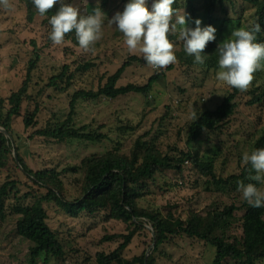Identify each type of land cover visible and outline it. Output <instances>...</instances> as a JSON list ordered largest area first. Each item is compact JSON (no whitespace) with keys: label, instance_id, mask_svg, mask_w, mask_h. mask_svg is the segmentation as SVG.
Listing matches in <instances>:
<instances>
[{"label":"rangeland","instance_id":"1","mask_svg":"<svg viewBox=\"0 0 264 264\" xmlns=\"http://www.w3.org/2000/svg\"><path fill=\"white\" fill-rule=\"evenodd\" d=\"M188 0H177L172 5L176 15H185L186 26L195 28V21L206 26L205 0H194L191 11ZM12 7L0 6V114L9 110L7 99L17 92L27 76L29 62L38 53L40 61L32 74L28 91L29 98L22 106L21 116L13 119L10 140L11 152L0 164V187L10 181L17 183L16 190L6 202L7 218L0 221V264H33L30 249L33 244L17 234L18 216L13 214L16 205L31 206L46 195V190L35 185L24 173L15 156L25 161L33 172L55 171L60 173L65 198L73 202L84 195L86 161L101 158L110 152L131 156L137 141L148 142L151 148L163 156L182 159L180 171L162 170L147 183L144 196L138 206L149 212H160L163 216L173 214L186 220L191 213L205 215L211 211L241 208L244 199L238 190V183H253L264 190V183L251 180L255 175L243 162V154L254 150L256 141L264 134V99L250 104L254 96L264 93V70L254 73V79L247 91L236 100L234 116L221 131L208 132L195 144H188L191 124L205 111H215L224 98L232 92L231 86L218 81L220 70L205 65L191 64V57L177 36L169 39L175 44L177 61L165 68L155 69L143 61L128 68L118 86L146 85L149 78L165 73L153 87L149 96L130 94L117 99L100 98L97 101H80L77 106V127L87 126L89 131L102 133L106 139L101 143L71 141L56 143L52 140L31 137L45 129L48 124L63 121L69 113L71 96L79 90L97 91L107 83L122 64L132 56L143 59L138 51L130 53L124 44L123 34L108 20L117 12H123L130 0H112L104 12L102 37L88 51L82 50L67 38L60 45L50 39L51 25L39 13L33 22L28 20L26 4L22 0H9ZM86 14L89 5H99L100 0H65ZM151 11L154 0H146ZM56 6H59L57 4ZM216 39L211 42L217 47L230 38L234 29H248L258 23L256 9L245 0H229L224 6L217 5L213 15ZM175 20V15L173 17ZM94 64L87 72L78 71L79 66ZM264 64V61H262ZM64 66L74 75L72 86L66 91L48 88L49 80L59 75ZM171 68V70H170ZM64 86V85H61ZM39 105L37 125L26 129L23 119L27 112ZM132 127L134 131H124ZM199 153L200 160L212 162L217 179L228 180L245 174V178L233 179L227 185H217L199 171L193 160L185 155ZM76 171H70V170ZM48 225L56 233L65 255L50 258L48 264H97V254H110L122 240L104 241L105 236L128 233V225L120 221L107 220L106 213L93 216L82 214L73 219L56 203H44ZM237 222L225 231L224 238L233 241L243 236L241 218L244 211H236ZM143 230L134 237L123 257L132 260L143 253L154 250L153 228L144 221ZM224 231L222 232V234ZM216 249L212 245L183 235L174 237L160 247L155 255L156 264H213ZM42 255L36 264H45ZM224 264H237L227 260ZM255 264H264V260Z\"/></svg>","mask_w":264,"mask_h":264},{"label":"trees","instance_id":"2","mask_svg":"<svg viewBox=\"0 0 264 264\" xmlns=\"http://www.w3.org/2000/svg\"><path fill=\"white\" fill-rule=\"evenodd\" d=\"M27 7L28 20L33 22L38 14L32 0H22ZM112 0H100V4L89 5L86 14L90 15L93 9L99 7L104 13ZM194 0H188L189 8ZM229 0H205L206 3V26L213 25L214 13L217 5L224 6ZM256 9L258 23L261 31L257 33L256 42L264 43V0H245ZM177 3L175 0L174 5ZM59 6H55L47 11L43 16L46 22L55 15ZM68 40L79 46L75 31L67 34ZM204 57L205 65L210 69H219V54L217 46L209 42L201 54ZM194 63V56H190ZM40 56L34 54L29 62L27 76L22 87L7 99L9 110L6 115L0 114V128L5 133L0 132V164L4 165V157L10 153V140L6 133L11 134L12 122L16 117L21 116L22 106L29 98V88L32 81V74L36 70ZM144 60L137 56H132L126 60L117 72L107 79V83L97 91H76L70 98L69 113L63 121L50 123L45 129L36 131L31 137H41L62 144L71 141L101 143L107 137L102 133L89 131L87 126L77 127L76 116L77 106L80 101L91 102L100 98L117 99L130 94L149 96L154 85L165 77V73H160L149 78L146 85L139 86L128 84L118 86L126 70L135 64H140ZM94 67L88 63L79 66L78 71L87 72ZM171 70V68H170ZM74 75L69 73V67L64 66L62 72L49 80L48 88L66 91L72 86ZM64 85V86H61ZM244 92V91H243ZM242 91L232 88L217 107L215 111L203 112L190 126L188 133V144L197 143L205 133L221 131L223 126L234 116L237 104L236 100ZM262 96H254L250 104L261 103ZM5 104V101H0ZM40 113L39 105L31 112H27L23 122L26 129L34 128L37 125V117ZM124 131H134L132 127H125ZM264 148V134L256 141L254 149ZM193 160L195 166L202 175L211 178L217 185H227L233 179L245 178V174L239 177H232L228 180L217 179L212 162L200 160L198 152L186 154L185 159ZM16 160V159H15ZM26 175L32 182L46 190V195L34 202L31 206L16 205L13 207V214L18 216L17 234L23 239L33 244L30 249V258L33 264L42 256H46L45 264L49 259L63 258L65 255L62 245L59 243L57 235L53 232L47 221L48 215L44 208V203H56L73 219L79 218L82 214L91 216L105 212L107 220H115L128 225V233L105 236L104 241L122 240L118 248L110 254H97V264H156L155 255L159 253L160 247L174 237L187 236L190 239H197L212 245L216 249V256L213 264H224L227 260H232L237 264H255L264 260V207L256 208L250 206L244 200L241 208H227L222 211H211L205 215L191 213L186 220L176 218L173 214L163 216L160 212H149L138 206V200L144 196L143 190L147 188V183L162 172V170L180 171L182 159L174 160L163 156L159 151L151 148L148 142L137 141L131 156L120 155L118 152H110L101 158H93L86 161L85 188L83 197L70 202L64 196V185L60 179L61 174L53 170L33 172L28 168L25 161L18 153L17 160ZM247 167L251 168L248 164ZM76 171V170H70ZM17 183L10 181L0 187V221L7 218L6 202L14 190ZM236 211H244L240 219L242 222L243 236L241 240L234 239L228 241L224 238L225 231L230 230L237 222ZM144 221L151 225L156 236V243L152 253L146 257V252L132 260L123 257V252L129 247L134 237L140 230H143ZM224 233L222 234V232Z\"/></svg>","mask_w":264,"mask_h":264},{"label":"clouds","instance_id":"3","mask_svg":"<svg viewBox=\"0 0 264 264\" xmlns=\"http://www.w3.org/2000/svg\"><path fill=\"white\" fill-rule=\"evenodd\" d=\"M32 3L41 16L59 4L49 20L50 39L54 44L60 45L65 35L73 30L79 47L84 51L101 39L105 14L99 7L93 9L90 15H82L78 7L65 3V0H32ZM174 3L175 0H154L150 11L146 0H130L124 11L117 12L108 23L123 34L128 51L141 53L146 64L152 68H165L177 61L175 44L169 39L170 35L177 36L184 51L194 56V63L203 64L201 54L209 42L215 41L217 30L211 25L201 27L199 19L195 21V28L187 27L185 15H176L172 7ZM0 6L5 9L12 7L9 0H0ZM260 31V24L253 22L248 29H234L231 37L218 45V81L242 92L248 90L254 73L264 70V43L256 42V34ZM192 116L197 119L195 111ZM243 162L250 164L255 172L250 179L264 183V148L245 152ZM238 190L250 206L264 207V190L255 184L239 182Z\"/></svg>","mask_w":264,"mask_h":264},{"label":"water","instance_id":"4","mask_svg":"<svg viewBox=\"0 0 264 264\" xmlns=\"http://www.w3.org/2000/svg\"><path fill=\"white\" fill-rule=\"evenodd\" d=\"M0 132H5L4 131V129L3 128H0ZM6 136H9V134L8 133H6ZM15 159H16V161L18 160V157L17 156H15ZM153 239H154V244H153V246L155 247V243H156V236H155V234L153 233ZM149 256V253H147L146 254V257H148Z\"/></svg>","mask_w":264,"mask_h":264},{"label":"bare ground","instance_id":"5","mask_svg":"<svg viewBox=\"0 0 264 264\" xmlns=\"http://www.w3.org/2000/svg\"><path fill=\"white\" fill-rule=\"evenodd\" d=\"M3 133H5V132H3Z\"/></svg>","mask_w":264,"mask_h":264}]
</instances>
